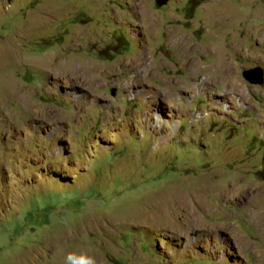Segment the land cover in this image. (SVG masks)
Returning <instances> with one entry per match:
<instances>
[{"label": "rangeland", "instance_id": "rangeland-1", "mask_svg": "<svg viewBox=\"0 0 264 264\" xmlns=\"http://www.w3.org/2000/svg\"><path fill=\"white\" fill-rule=\"evenodd\" d=\"M255 67L264 0H0V264H264Z\"/></svg>", "mask_w": 264, "mask_h": 264}, {"label": "water", "instance_id": "water-1", "mask_svg": "<svg viewBox=\"0 0 264 264\" xmlns=\"http://www.w3.org/2000/svg\"><path fill=\"white\" fill-rule=\"evenodd\" d=\"M166 1V0H165ZM263 70L260 67H255L252 69L244 70L242 72V77L247 82H249L252 85H261L263 84Z\"/></svg>", "mask_w": 264, "mask_h": 264}, {"label": "bare ground", "instance_id": "bare-ground-1", "mask_svg": "<svg viewBox=\"0 0 264 264\" xmlns=\"http://www.w3.org/2000/svg\"><path fill=\"white\" fill-rule=\"evenodd\" d=\"M178 201V200H177ZM177 205H179L178 203L177 204H175V206H177Z\"/></svg>", "mask_w": 264, "mask_h": 264}]
</instances>
